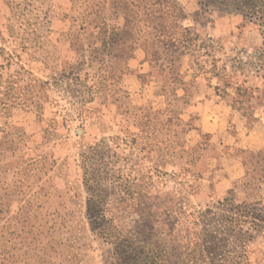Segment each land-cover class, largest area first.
<instances>
[{
    "label": "rangeland",
    "instance_id": "rangeland-1",
    "mask_svg": "<svg viewBox=\"0 0 264 264\" xmlns=\"http://www.w3.org/2000/svg\"><path fill=\"white\" fill-rule=\"evenodd\" d=\"M260 43L201 0H0V264H126L97 231L141 222L165 253L146 264H178L180 247L264 264V145L207 196L227 140L182 122L178 100L215 75L262 88L239 63Z\"/></svg>",
    "mask_w": 264,
    "mask_h": 264
},
{
    "label": "crops",
    "instance_id": "crops-1",
    "mask_svg": "<svg viewBox=\"0 0 264 264\" xmlns=\"http://www.w3.org/2000/svg\"><path fill=\"white\" fill-rule=\"evenodd\" d=\"M217 84L215 81L198 86L179 114L185 122L196 119L201 134H218L222 142L227 140L224 144L225 152L215 157L212 172L210 170L212 179L217 168L224 172L223 176L213 180L212 188L208 193L204 192L207 196H218L238 181L243 175L246 154L256 152L264 145V105L253 107L250 114L246 115L231 104V97L217 94Z\"/></svg>",
    "mask_w": 264,
    "mask_h": 264
},
{
    "label": "trees",
    "instance_id": "trees-1",
    "mask_svg": "<svg viewBox=\"0 0 264 264\" xmlns=\"http://www.w3.org/2000/svg\"><path fill=\"white\" fill-rule=\"evenodd\" d=\"M201 5L207 8L212 7L219 12L240 14L258 27L261 36L260 45L255 48L252 53L246 55L245 60H240L239 63L243 67L251 68L254 74L262 79V88H260L257 84L254 85V83H251L252 86H249V88L246 85L247 81L245 79L241 82L233 84L225 83V81L221 80L218 75H215L218 83L215 86V90L220 96L231 97V104L234 106L235 101L237 102L242 99L240 89L242 88V84H245L243 88L249 90V94L246 96L245 100L249 102L250 112L253 107L264 105V0H201ZM181 87L185 93L186 84L181 85ZM197 87L198 85L195 84V87H193L188 95L183 96V98H178V100L181 99L182 106L188 102L189 97L193 94ZM231 93H233V96H231ZM238 109L240 108L238 107ZM241 111L244 112V110ZM182 122L184 121L182 120ZM252 153L253 152H249L248 154ZM248 154H246V156ZM246 165L247 162L244 161V166ZM238 181H240V179ZM238 181H235L232 185ZM180 209H186V203L183 202V206L180 207ZM117 233L119 232L112 226L104 227L97 231L99 236L109 240V242L113 245V254L118 261H121L122 263L146 264V260L153 263L155 262V259L159 261L162 259L161 256L164 257L165 255V253L162 254L160 251L155 254V252L149 247L151 244L148 239L150 236L149 233H152V226H148L145 222L139 223L130 235L127 233V235L119 236L116 235ZM180 249V262L178 264L197 263L193 260L192 253L194 251L192 248L191 251L190 247H186L183 250L180 247ZM151 256H153V258H151ZM158 256H160V258ZM239 263L240 261H235V264ZM220 264H223L222 260Z\"/></svg>",
    "mask_w": 264,
    "mask_h": 264
}]
</instances>
